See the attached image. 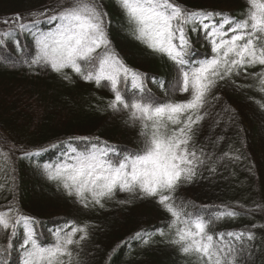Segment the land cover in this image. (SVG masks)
<instances>
[{"label": "snow or ice", "instance_id": "snow-or-ice-1", "mask_svg": "<svg viewBox=\"0 0 264 264\" xmlns=\"http://www.w3.org/2000/svg\"><path fill=\"white\" fill-rule=\"evenodd\" d=\"M114 4L128 38L171 63L172 81L149 77L124 61L113 45L112 22L102 0H41L37 7L0 16V50L11 48L30 70H49L68 83L79 80L107 89L110 97L103 109L134 129L137 138L131 149L99 136H78L32 150L0 137V173L9 180L0 183V193L10 195L0 209V264H90L82 258L92 236L89 224L66 221L49 230V239L39 231L38 217L22 211L15 168L10 167L17 152L79 208L104 209L120 193L125 196L118 201L121 205L148 201L156 206L164 226L131 237L145 247L165 243L184 264H253L257 225L242 230H221L220 225L264 213V204L253 209L232 204L209 208L188 200L184 190L205 172L216 173L217 163L241 160L240 150L231 145L227 151L220 148V155L213 151L223 136L200 143L205 125L215 132L223 123L220 113L212 111L217 106L212 102H221L216 94L220 87L257 93L259 98L249 99L264 112V0H244L235 16L190 9L179 0ZM192 34L202 35L210 58H196ZM21 37L30 43L24 44ZM237 78L248 83L237 84ZM221 112L230 124L235 122L230 106L221 104ZM50 150L60 152L58 160L41 163L42 153ZM259 243L264 245V236Z\"/></svg>", "mask_w": 264, "mask_h": 264}, {"label": "trees", "instance_id": "trees-1", "mask_svg": "<svg viewBox=\"0 0 264 264\" xmlns=\"http://www.w3.org/2000/svg\"><path fill=\"white\" fill-rule=\"evenodd\" d=\"M190 9H215L230 12L234 16L243 10L244 0H179ZM41 0H0V16L24 12L37 7ZM111 19L110 34L116 51L133 69L146 73L157 80L172 81L175 69L166 59L150 54L144 47L132 41L121 28L122 18L114 0H102ZM197 59L211 56L210 47L202 35L192 34ZM24 44L29 40L21 37ZM5 57H8L5 60ZM14 65V66H13ZM237 84L248 81L237 78ZM160 98L163 93L149 83L147 85ZM221 102L216 103L213 113H220L223 121L213 132L205 125L200 143H207L214 135L225 139L213 151L220 155V148H238L242 154L238 162L217 163L214 174L204 173L195 184L184 190L188 200L197 205L215 208L223 204L243 205L245 209L264 204V112L249 97L259 98L248 89H235L224 85L216 93ZM110 97L107 89L77 80L68 83L49 70H30L20 62L11 48L0 50V137L9 143L35 150L50 148L53 143L78 136H99L122 148L131 149L137 142L136 131L127 127L119 117L103 109ZM176 99H183L177 96ZM221 104L235 110V122L229 123L221 112ZM209 124L211 121L208 122ZM2 146V145H0ZM83 148V145H80ZM6 150V149H5ZM17 152L12 158L16 176V199L23 212L38 217L39 231L50 239L49 230L66 221L87 223L91 228V240L83 255L90 264H184V259L165 243L145 247L131 239L138 231L153 232L164 226L163 215L148 201H134L121 205L123 193L104 209L85 210L68 200L62 193L39 174L34 164L19 159ZM59 151H46L39 158L41 163H54ZM0 183L9 180L0 173ZM7 197V199H6ZM10 202L9 193H0V209ZM253 229L257 236V251L253 264H264V213L241 217L220 225L221 230ZM44 237H42L43 239ZM159 241V237H153ZM117 248L116 252H112ZM12 260L16 257L13 255Z\"/></svg>", "mask_w": 264, "mask_h": 264}]
</instances>
